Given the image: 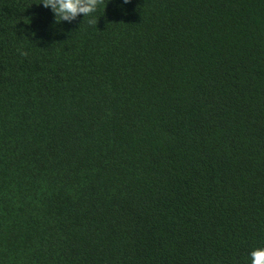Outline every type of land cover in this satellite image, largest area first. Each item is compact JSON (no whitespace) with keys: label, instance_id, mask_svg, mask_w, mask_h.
<instances>
[{"label":"trees","instance_id":"1","mask_svg":"<svg viewBox=\"0 0 264 264\" xmlns=\"http://www.w3.org/2000/svg\"><path fill=\"white\" fill-rule=\"evenodd\" d=\"M41 2L0 0V264H249L264 0Z\"/></svg>","mask_w":264,"mask_h":264},{"label":"clouds","instance_id":"2","mask_svg":"<svg viewBox=\"0 0 264 264\" xmlns=\"http://www.w3.org/2000/svg\"><path fill=\"white\" fill-rule=\"evenodd\" d=\"M127 3V0H123ZM42 5L51 10L55 22H71L78 16L91 17L98 7V0H42ZM92 22L91 20L89 21ZM249 264H264V246L249 252Z\"/></svg>","mask_w":264,"mask_h":264}]
</instances>
